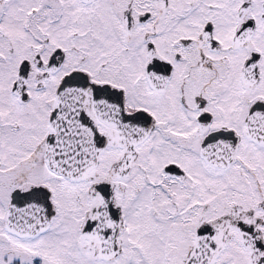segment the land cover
Masks as SVG:
<instances>
[{"label": "snow or ice", "instance_id": "6c2138e0", "mask_svg": "<svg viewBox=\"0 0 264 264\" xmlns=\"http://www.w3.org/2000/svg\"><path fill=\"white\" fill-rule=\"evenodd\" d=\"M0 264H264V0H0Z\"/></svg>", "mask_w": 264, "mask_h": 264}]
</instances>
